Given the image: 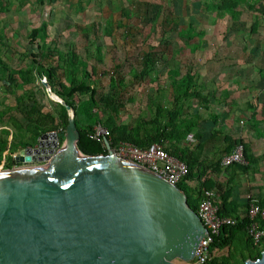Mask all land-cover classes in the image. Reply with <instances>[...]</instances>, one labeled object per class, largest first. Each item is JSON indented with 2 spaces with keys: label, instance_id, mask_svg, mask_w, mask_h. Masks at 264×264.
Returning a JSON list of instances; mask_svg holds the SVG:
<instances>
[{
  "label": "rangeland",
  "instance_id": "rangeland-1",
  "mask_svg": "<svg viewBox=\"0 0 264 264\" xmlns=\"http://www.w3.org/2000/svg\"><path fill=\"white\" fill-rule=\"evenodd\" d=\"M40 1L0 0V66L4 64L13 77L10 80L0 74V141L6 140L0 152V166L22 163L14 162L15 154L22 149L21 142L36 145L39 135L25 125L19 112L21 106L32 104L30 96L44 112L56 113L57 104L62 103L60 98L50 95L42 71L47 66L61 65L69 49L84 63L85 83L95 89L97 105L92 111L97 121L93 125L106 124L108 111L104 99L110 95L109 103L119 105L117 124L134 123L137 117L143 121L150 119L156 111L155 104L170 106L171 82L177 76L169 75L167 69L179 75L193 69L206 82L204 90L208 89L209 95L214 83L207 79L217 74L222 91L215 98H239L244 108V99L257 100L259 96L256 94L260 90L253 82L259 75L264 76V0ZM195 1H200L196 10ZM203 1L215 6L206 8ZM187 21L192 22L197 33L184 41ZM238 21L244 23L240 40L233 35ZM252 21H257L258 26L256 31L249 32ZM42 22L44 32L30 39V29ZM145 52L153 59L152 70L140 76L138 70ZM20 70L26 80L21 78ZM61 71L62 68L56 70L59 81L64 79ZM196 101L183 100V121L201 108ZM13 118L21 124L20 128L13 125ZM242 125L253 136L256 134L254 124L245 125L243 121ZM145 129L149 132L150 125L145 124ZM262 141V138L248 140L245 148V155L249 153L253 160L248 166L252 168L248 174L252 178L251 188L244 189V193L254 199L264 196V150L250 152L248 146L259 143L258 147H264ZM12 148L16 151L10 152ZM246 202L247 197L237 203L240 213L244 212ZM263 245L260 239L255 248ZM231 251L232 248L224 247L211 252L216 257H225ZM234 257L235 264H244L238 253Z\"/></svg>",
  "mask_w": 264,
  "mask_h": 264
},
{
  "label": "water",
  "instance_id": "water-1",
  "mask_svg": "<svg viewBox=\"0 0 264 264\" xmlns=\"http://www.w3.org/2000/svg\"><path fill=\"white\" fill-rule=\"evenodd\" d=\"M65 109L63 131L20 149L14 161L26 163L0 166V264H192L207 231L184 192L105 139V154L72 162L78 131ZM244 264H264V250Z\"/></svg>",
  "mask_w": 264,
  "mask_h": 264
},
{
  "label": "trees",
  "instance_id": "trees-1",
  "mask_svg": "<svg viewBox=\"0 0 264 264\" xmlns=\"http://www.w3.org/2000/svg\"><path fill=\"white\" fill-rule=\"evenodd\" d=\"M40 1V0H39ZM230 2L235 0H229ZM41 2V1H40ZM200 1L193 2L194 10L199 7ZM204 7L215 6L214 3L203 1ZM228 10V7H225ZM190 22V23H189ZM187 21L185 26L183 40L187 41L197 33L191 21ZM243 21H238V28L234 32V38L242 39L241 32L243 28ZM258 26L257 21H252L249 27V32L256 31ZM45 24L42 22L38 27L30 29L29 38L34 39L39 32H44ZM182 37V36H181ZM245 46V45H244ZM153 59L150 53L145 52L141 56V65L139 67V75L144 76L150 73L152 70ZM84 63L79 61L76 57L75 51L69 49L66 51L62 64L58 66H47L43 69L42 74L47 78L46 83L49 86V90L61 99L62 103H58L56 113L41 111L30 96L32 104L28 107H22L19 109L20 114L25 119V125H28L34 131V135H40L47 131H63L67 123V111L65 106L73 112V122L78 131V139L76 141V147L84 154L96 155L104 154L105 149L100 144L90 137L93 124L97 121L96 113L92 108L97 105V101L94 97L95 89L85 83L83 76L86 75ZM62 68L61 74L64 75L63 81H59L57 78L56 70ZM21 78L25 79L24 71L20 70ZM167 72L171 76H177L172 79V101L170 106L162 104H155L156 111L153 116L143 121L138 117L134 120V123L126 124L115 122V116L118 112V103H109L108 99H104L105 106L107 107L108 115L106 124L101 123L107 128L109 132L108 140L110 144L117 141H127L138 147H146L150 143L156 142L163 146L165 151L169 154L181 159L187 167L185 176L176 184L181 189L186 197L188 205L195 210L197 202L202 197L203 190L205 189H217L218 192L223 194V198L218 203L217 213L219 215H238L240 210L237 203L232 200H227L231 194V189L223 188L220 183L214 185L207 184L206 181H202L203 188L190 189L184 185L183 181L189 179L192 176V171L198 166L199 153L201 146L196 145L194 149L188 147H178L175 142L182 138L186 131L190 128L191 123L187 120L183 121L182 109L183 100L195 99L201 105L207 103L205 96L200 94V88L194 76V73L185 71L180 74L175 70L167 69ZM0 74L5 75L10 80L13 79L11 70L7 69L4 64L0 66ZM40 74V72H38ZM262 76V75H261ZM260 76V77H261ZM86 96L85 99H80L81 96ZM22 96H20L21 98ZM102 101V100H101ZM197 103V104H198ZM13 125L17 128L21 127V124L15 121L13 118ZM186 122V123H184ZM145 124L150 125V131L147 132ZM5 139L0 141V152L4 148ZM240 141H234V144ZM241 143V142H240ZM22 147L30 145L26 142H21ZM243 146V145H242ZM16 151L12 148L10 152ZM243 154L245 157V150L243 146ZM231 168H237L239 170H245V165L233 163L229 165ZM215 187V188H213ZM215 189V190H216ZM259 206L264 207V200H256ZM246 207V204H245ZM247 217L245 214H241V217H236V222L233 225L223 226L219 232L214 235L209 243L208 250L210 257L203 264H235L234 254L238 253L242 260H253L258 258L260 252L264 250V245L260 249H256L255 244L246 233ZM260 226L264 229V221L259 222ZM264 241V235L261 237ZM226 247L228 252L225 257H216L212 254L214 249H222Z\"/></svg>",
  "mask_w": 264,
  "mask_h": 264
},
{
  "label": "crops",
  "instance_id": "crops-1",
  "mask_svg": "<svg viewBox=\"0 0 264 264\" xmlns=\"http://www.w3.org/2000/svg\"><path fill=\"white\" fill-rule=\"evenodd\" d=\"M215 70L218 71L219 69L216 68ZM191 72L194 73L200 88V94L205 96L207 103L205 102L203 105L198 103V108L201 107L199 109L200 111H194L193 114L188 115L187 121L191 123L190 128L185 132L182 138L175 142L176 146L181 148L188 147L194 149L198 144L201 146L198 158L199 164L195 170L192 171V176L184 180L183 183L193 190L200 187L203 188L201 185L202 181H206V183L210 185L220 183L222 186L224 185L222 189H231V194L227 200L241 203L245 200V197H248V194L244 193V189L251 188L250 183H252V178H249L248 174L249 170L252 168L248 166L252 165L251 160L253 159L249 153L245 155V163H243L246 167L245 170L231 168L229 165L225 167L221 166L220 159L225 153L232 149L234 141H240L244 146V150H246L245 148L249 144L247 142L248 140L257 141L262 138V143H264V76L260 77L259 75L253 82V86L260 90V92L256 94H259L257 100L252 99L249 101L244 99L242 102L243 105H245L244 108L240 106L241 102L238 100L239 98H215L217 95L216 93L222 91V89L219 90L220 88L218 87L220 85V80L217 74L209 76L207 79L208 82L214 83L213 87H211L213 91H210L212 95H209V90H204L205 85L203 84H206V82L199 76L200 74L197 72L195 73L193 69ZM244 78H247V76H244ZM239 79L242 80V77L240 76ZM242 87L244 86L242 85ZM234 100H236L235 103ZM242 118L244 120H241ZM243 121L245 125H247V123L248 125H255L256 128H254V132H256V134L254 133V136L253 132L242 128ZM187 133L191 134V141H187L186 144H183L182 142ZM258 144L249 145L250 152H260L264 150V147H258ZM244 177L245 179H243ZM245 180H247L246 183ZM215 192L217 194L216 201L218 204L223 198V194L218 192L217 189ZM256 200H264V196Z\"/></svg>",
  "mask_w": 264,
  "mask_h": 264
},
{
  "label": "built area",
  "instance_id": "built-area-1",
  "mask_svg": "<svg viewBox=\"0 0 264 264\" xmlns=\"http://www.w3.org/2000/svg\"><path fill=\"white\" fill-rule=\"evenodd\" d=\"M90 137L104 147H106L104 139L116 156L128 159L135 163H139L152 171L153 173L163 177L170 184L176 185L186 174V164L176 156L169 154L158 143H150L146 147H138L127 141H117L110 144L108 137L109 132L102 124L97 123L93 125ZM191 134L187 133L183 140V144L191 141ZM233 163H245L243 154V146L240 142L233 145L232 149L225 153L220 159L221 166H228ZM217 194L214 189L203 190L202 197L199 199L194 212L204 225L206 235L202 236L193 254L196 255L192 264H203L209 259L210 254L208 250L209 243L214 235H216L223 226L233 225L236 222V217H241L245 214L247 217L246 232L250 237L252 243L257 244L264 235V229L259 222L264 221V207H261L256 202V199L247 197L246 207L243 213L238 215H219L217 213Z\"/></svg>",
  "mask_w": 264,
  "mask_h": 264
},
{
  "label": "bare ground",
  "instance_id": "bare-ground-1",
  "mask_svg": "<svg viewBox=\"0 0 264 264\" xmlns=\"http://www.w3.org/2000/svg\"><path fill=\"white\" fill-rule=\"evenodd\" d=\"M50 95L53 97V98H58L56 95H54L53 93H50ZM56 100H58V99H56ZM62 154H60V155H58V156H55V159L52 161V162H58V161H60L61 160V158H62ZM73 160H72V162H74V161H81V160H83V159H88L87 158V156H85V155H83L82 153H80L79 151H76V150H74L73 151Z\"/></svg>",
  "mask_w": 264,
  "mask_h": 264
},
{
  "label": "flooded vegetation",
  "instance_id": "flooded-vegetation-1",
  "mask_svg": "<svg viewBox=\"0 0 264 264\" xmlns=\"http://www.w3.org/2000/svg\"><path fill=\"white\" fill-rule=\"evenodd\" d=\"M61 145V143H58V146L59 147ZM57 150V149H56ZM15 162V161H14ZM29 162H45V161H36V160H33V161H29ZM22 163H26V162H22Z\"/></svg>",
  "mask_w": 264,
  "mask_h": 264
}]
</instances>
